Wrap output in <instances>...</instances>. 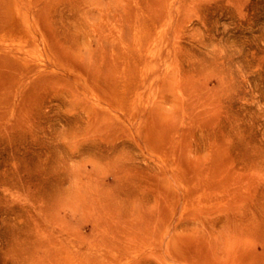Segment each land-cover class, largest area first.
I'll list each match as a JSON object with an SVG mask.
<instances>
[{
    "label": "rangeland",
    "instance_id": "1",
    "mask_svg": "<svg viewBox=\"0 0 264 264\" xmlns=\"http://www.w3.org/2000/svg\"><path fill=\"white\" fill-rule=\"evenodd\" d=\"M0 23V264H264V0Z\"/></svg>",
    "mask_w": 264,
    "mask_h": 264
},
{
    "label": "bare ground",
    "instance_id": "2",
    "mask_svg": "<svg viewBox=\"0 0 264 264\" xmlns=\"http://www.w3.org/2000/svg\"><path fill=\"white\" fill-rule=\"evenodd\" d=\"M3 25V23H0V27Z\"/></svg>",
    "mask_w": 264,
    "mask_h": 264
}]
</instances>
